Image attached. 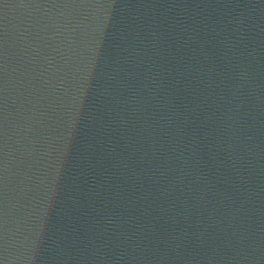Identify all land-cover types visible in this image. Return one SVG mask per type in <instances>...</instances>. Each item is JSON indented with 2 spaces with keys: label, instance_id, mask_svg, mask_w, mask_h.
I'll list each match as a JSON object with an SVG mask.
<instances>
[{
  "label": "water",
  "instance_id": "95a60500",
  "mask_svg": "<svg viewBox=\"0 0 264 264\" xmlns=\"http://www.w3.org/2000/svg\"><path fill=\"white\" fill-rule=\"evenodd\" d=\"M0 264H264V0H0Z\"/></svg>",
  "mask_w": 264,
  "mask_h": 264
}]
</instances>
